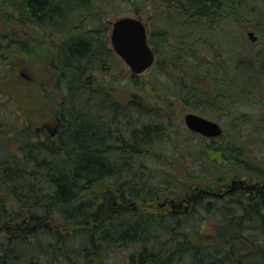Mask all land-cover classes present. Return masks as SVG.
Returning a JSON list of instances; mask_svg holds the SVG:
<instances>
[{
  "label": "trees",
  "instance_id": "trees-1",
  "mask_svg": "<svg viewBox=\"0 0 264 264\" xmlns=\"http://www.w3.org/2000/svg\"><path fill=\"white\" fill-rule=\"evenodd\" d=\"M4 2L16 11L23 25L30 19L59 30L70 14L78 12L86 17L89 14L93 28L87 25L84 35L65 33L60 44L57 86L63 98L54 113L59 119L56 143L63 157L49 138H39L30 139L33 145L26 142L20 156L2 159L1 185L27 213L7 212L5 201L0 200V264H38V257L44 259L43 252L41 257L30 252L32 243L26 240L31 226L34 233L47 231L39 227L45 220H54L55 230L63 228L62 234L49 233L47 243L50 252L62 256V264H118L103 257L104 249L118 245L134 247L122 264H264V172L248 161L245 149L248 143H264V138L258 136L259 130L243 132L241 126L253 120L238 108L256 102L258 92L264 89V60H259L258 52H246L244 44L236 46V38L228 31V39L222 36L227 18L237 19L239 5L241 9L252 5L259 24L264 0ZM120 4L150 22L155 96L139 87L121 100L116 96L122 83L115 77L107 98L98 91L86 94L90 84L86 67L112 54L106 38L98 37L100 15L91 9L110 7L111 13H116ZM127 79L128 87L137 83L135 75ZM173 95L199 114H213L217 119L221 112L232 116L235 130L207 138L179 124L173 127L150 104L158 97L169 106ZM182 134L192 141L184 150L173 142ZM31 149L47 154L39 158ZM154 150L159 151L156 156L164 165L179 168L173 170V181L181 195L173 194L172 208L167 211L163 210L166 200L158 205L126 206L130 197L143 203L149 200L143 195H156L160 200L152 190L157 188L151 189L154 195L144 190L155 180H150L153 173L147 170L155 164L146 160V153ZM235 167L255 171L249 179L256 182L249 187L251 184L237 175L230 180H235L233 187L221 185L220 181L228 179L223 176L227 169ZM210 171L216 176L214 184L205 181ZM37 176L48 182V191L36 185ZM109 180L111 188H94ZM140 186L143 193L135 189L142 190ZM208 215L214 224L206 233L198 224Z\"/></svg>",
  "mask_w": 264,
  "mask_h": 264
},
{
  "label": "rangeland",
  "instance_id": "rangeland-1",
  "mask_svg": "<svg viewBox=\"0 0 264 264\" xmlns=\"http://www.w3.org/2000/svg\"><path fill=\"white\" fill-rule=\"evenodd\" d=\"M124 6L125 5L120 4L122 8L116 13H111L112 9L110 7L102 10L91 9V11L93 10L97 15H100V19L96 22L98 26V37L106 38L107 42L105 45L112 51V54H109L108 57H105L100 62L97 61L93 63L91 67H86L85 72L87 75H90L89 91L86 92V94L98 91L103 92L104 96L107 98V93L112 91L109 89V86H112L116 79V82L121 81L122 83L118 89L119 94L116 96L121 100L125 99L127 93L139 87L149 96L156 95V91L152 88L157 82L153 66H150L139 74H134L111 46L110 32L112 23L118 17L132 15L141 18L146 26L147 34L149 33V20L139 13L136 14L126 10L123 8ZM240 7L242 8V6H238L239 11L237 13V19L227 18V30L222 33V36H226L228 39L230 37L228 32L231 33L233 36L231 38H236V46L244 44L246 52L253 54L258 52L259 60H264V33L259 31L262 29L264 30V17L262 21L257 24V15L252 12V5L247 9L245 8L246 4L244 5V9ZM88 18L89 14H87L86 17V15L82 13L74 12L68 16L67 21L61 25L62 27L59 30L53 27H42L37 23H33L30 19H27L26 23L23 25L20 23L16 11L12 9L9 4L5 3L4 0H0V174L2 159L11 155L20 156L19 151L26 146V142H29L30 145L34 144V141H30V139L41 138L44 140L49 138V141L54 145L55 152L63 157L60 146L56 143L58 139L57 135L49 137V129H47L50 125H57L59 119L54 111H57L59 101L63 98V93L57 86L60 77V67L58 70L56 65L57 57L59 56L58 54L61 50L60 44L64 39L65 33L85 34L87 25L93 28ZM62 29L64 30L60 31ZM250 31H252L254 35H257L255 40L249 36L248 33ZM92 40L96 44L95 39L92 38ZM20 42H23L22 47H20ZM231 45L235 46L233 42ZM257 64H259V62H257ZM131 75L136 76L137 83L135 86L132 84V87H128L127 78H130ZM256 98V102H251L247 105L243 103L238 106L240 112H248L246 114H249L251 117L250 119L253 120L252 124H245L241 126V129L245 133L247 131H256L257 133L259 130L260 135L258 134V136L264 138V128L261 127L264 126V89L258 92ZM159 99L160 98L157 97V101L150 102L151 106L156 107V110L160 111L165 118L169 119L173 127L179 124L182 128L187 129L184 124V115L188 112L197 111L191 106L182 103L174 95L173 98L169 100V106H164ZM204 116L218 121L222 126V134L224 135H228L232 129L235 130V121H233V117L230 115L221 112L220 119L213 117V114ZM43 132L45 134H43ZM255 135L257 134H253V136ZM193 141H195V139ZM173 142L179 143V149L181 148V150H184L183 146L192 141L189 139L188 134H182L178 137V140L173 139ZM248 144L249 145L245 147L248 153L246 158L248 161L254 162L253 165L258 164L262 168L260 171L264 172V143L252 142ZM30 153L39 158L47 154L45 152L40 153L37 149H31ZM158 153V150L146 153V160H150L155 164L147 168V170L153 173V176L150 175V180L154 178L155 180L153 183H149L144 190H150L153 195L155 194L153 191H156L160 200L155 199L154 196L156 195H143V197L146 196V198H149L147 201L148 203H143L140 200L130 197L131 200L129 203H124L126 206L136 208L137 205H158V203L166 200L168 202L164 205L163 210L167 211L172 208L170 199L173 194L177 196L181 195V189L176 188V184L173 181V170L176 172L179 168L177 165H168L167 163L164 165V163L158 159L159 156H156ZM149 158H153V160ZM180 170H184V165L181 166ZM212 172L213 171H210L208 175L210 179L207 178L205 181L211 180L209 182L214 184V177L216 176L213 175ZM251 174L255 175L256 173L255 171H244L242 167L227 169V173L223 176L225 178L228 177V179L226 181L222 180L219 183L228 187L232 176L239 175L236 177L237 179H244L247 183L254 184L256 180L253 181L249 179ZM258 176L257 174V177ZM164 179L169 182L167 184L168 190L165 189ZM127 180L130 179L127 178ZM47 183L46 180H41V178L37 176L36 185L42 188V190H49ZM111 186L112 181L109 180L102 181L94 188L99 190L103 187L111 188ZM153 187L157 188V190L152 189ZM139 188H142V190L138 188L135 189L143 193V186ZM151 189L153 191H151ZM0 200L5 201L7 212L18 211L24 213L26 210L22 208L21 204H19L9 194L8 190L1 185V176ZM49 208L50 206H47V209ZM26 213L27 212L24 214ZM182 215L183 214L179 213V216ZM213 224L214 219L208 215L200 220L198 226L201 227L202 232L208 233L212 231ZM55 226L56 223L54 220H45L43 223H40L39 227L42 229L44 227L47 231L39 230L34 233L33 226L27 230V237L29 240H26V242H28L29 245L30 242L32 243V248L31 250L29 249L30 252L37 257L42 256L41 252L44 254V259H42L43 257L37 258L38 264H62V256L57 255L58 251L52 253L48 250L49 247L47 243L51 237L48 234L54 231H60L58 233L62 234L63 228L55 230L57 228ZM34 244H36V246H34ZM133 248L132 245L129 247L122 245L109 247L104 249L103 257L107 258V256H109L112 261L122 264L126 261L129 251ZM125 264H127V262Z\"/></svg>",
  "mask_w": 264,
  "mask_h": 264
},
{
  "label": "water",
  "instance_id": "water-1",
  "mask_svg": "<svg viewBox=\"0 0 264 264\" xmlns=\"http://www.w3.org/2000/svg\"><path fill=\"white\" fill-rule=\"evenodd\" d=\"M248 34L253 40L256 38L252 31ZM110 43L115 53L135 74L145 71L154 61V51L147 41L146 26L137 16L127 15L115 19L110 32ZM184 124L187 129L205 137H216L222 133L217 121L195 112L184 115Z\"/></svg>",
  "mask_w": 264,
  "mask_h": 264
},
{
  "label": "flooded vegetation",
  "instance_id": "flooded-vegetation-1",
  "mask_svg": "<svg viewBox=\"0 0 264 264\" xmlns=\"http://www.w3.org/2000/svg\"><path fill=\"white\" fill-rule=\"evenodd\" d=\"M49 125H50V124H49ZM58 125H59V120H58L57 125H50V127L47 128V129H49V130H48V132H49L48 136H49V137H50V136H54V135H56V133H57V129H58ZM43 134H45V133L43 132ZM231 186L233 187V184H232Z\"/></svg>",
  "mask_w": 264,
  "mask_h": 264
},
{
  "label": "bare ground",
  "instance_id": "bare-ground-1",
  "mask_svg": "<svg viewBox=\"0 0 264 264\" xmlns=\"http://www.w3.org/2000/svg\"><path fill=\"white\" fill-rule=\"evenodd\" d=\"M251 186H252V184L249 187H251Z\"/></svg>",
  "mask_w": 264,
  "mask_h": 264
}]
</instances>
